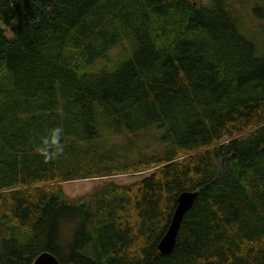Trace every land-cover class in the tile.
I'll use <instances>...</instances> for the list:
<instances>
[{
  "label": "trees",
  "instance_id": "obj_1",
  "mask_svg": "<svg viewBox=\"0 0 264 264\" xmlns=\"http://www.w3.org/2000/svg\"><path fill=\"white\" fill-rule=\"evenodd\" d=\"M263 34L264 0H0V264H264Z\"/></svg>",
  "mask_w": 264,
  "mask_h": 264
},
{
  "label": "water",
  "instance_id": "obj_2",
  "mask_svg": "<svg viewBox=\"0 0 264 264\" xmlns=\"http://www.w3.org/2000/svg\"><path fill=\"white\" fill-rule=\"evenodd\" d=\"M197 198L198 193L190 192H185L178 198L177 207L175 209L171 225L158 246V248L162 252V256H169L173 253L177 244L179 232L182 227L184 217L187 212H189L193 208ZM35 264L60 263L52 255L48 253H43L36 259Z\"/></svg>",
  "mask_w": 264,
  "mask_h": 264
},
{
  "label": "rangeland",
  "instance_id": "obj_3",
  "mask_svg": "<svg viewBox=\"0 0 264 264\" xmlns=\"http://www.w3.org/2000/svg\"><path fill=\"white\" fill-rule=\"evenodd\" d=\"M134 142L137 144L139 150L143 149V146L145 145V141H143V139H140ZM109 143L111 147L118 145L119 146L118 148L120 149L125 146L129 148L126 142H119L116 139L114 140L113 138L109 140ZM146 150H147V147L143 151H146ZM129 154H130V157H133L132 150L129 151ZM223 165H224V162L221 161L220 167H223ZM143 177H144L143 175L129 174V175H117L115 177L104 178V179H100V178L99 179H89L83 182H79V181L69 182L64 185V189L70 197L76 198V197L84 196L94 191L97 187L103 185L105 182H112V183H116L119 185H128L136 181H139Z\"/></svg>",
  "mask_w": 264,
  "mask_h": 264
},
{
  "label": "clouds",
  "instance_id": "obj_4",
  "mask_svg": "<svg viewBox=\"0 0 264 264\" xmlns=\"http://www.w3.org/2000/svg\"><path fill=\"white\" fill-rule=\"evenodd\" d=\"M61 133V128L53 129L51 138L45 139L43 142L45 147L38 149L41 154L44 155L46 158H53L58 152L63 150L60 146Z\"/></svg>",
  "mask_w": 264,
  "mask_h": 264
},
{
  "label": "bare ground",
  "instance_id": "obj_5",
  "mask_svg": "<svg viewBox=\"0 0 264 264\" xmlns=\"http://www.w3.org/2000/svg\"><path fill=\"white\" fill-rule=\"evenodd\" d=\"M184 193H185V192H184ZM190 193H198V195H199V192H190ZM182 194H183V193H182ZM182 194H181V195H182ZM181 195H180V196H181ZM180 196H179V197H180ZM164 236H165V235H164ZM162 239H163V238H162ZM160 242H161V241H160ZM160 242H159V244H160ZM159 244H158V246H159ZM158 250H159L160 254L162 255L161 250H160L159 248H158ZM44 253H48V254L52 255V256H53V257H54V258H55L60 264H63V263H61V261H60V260H59L54 254H52V253H50V252H44ZM42 254H43V253H42ZM42 254H40L39 256H41ZM39 256H38V257H39ZM38 257H37V258H38ZM37 258H36V259H37ZM36 259L33 261L32 264H35Z\"/></svg>",
  "mask_w": 264,
  "mask_h": 264
}]
</instances>
